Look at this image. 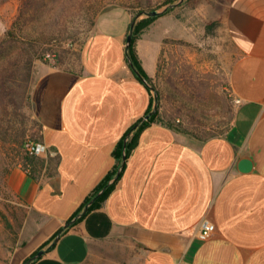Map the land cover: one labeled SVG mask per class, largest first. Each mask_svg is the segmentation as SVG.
Returning <instances> with one entry per match:
<instances>
[{
	"label": "crops",
	"instance_id": "0c3cea01",
	"mask_svg": "<svg viewBox=\"0 0 264 264\" xmlns=\"http://www.w3.org/2000/svg\"><path fill=\"white\" fill-rule=\"evenodd\" d=\"M133 20L125 6L103 11L77 68L46 66L32 89L49 151L38 155L46 163L37 177L23 163L10 175L14 197L39 218L14 264L45 245L34 264H264V0H232L227 10L240 53L230 74L238 101L232 127L199 139L152 123L113 191L83 216L117 165L119 143L152 104V90L127 57ZM146 43L144 37L138 51L150 72L147 62L156 63L160 45L148 53ZM243 159L253 162L251 171L240 170ZM206 217L216 232L203 241Z\"/></svg>",
	"mask_w": 264,
	"mask_h": 264
},
{
	"label": "rangeland",
	"instance_id": "374dc122",
	"mask_svg": "<svg viewBox=\"0 0 264 264\" xmlns=\"http://www.w3.org/2000/svg\"><path fill=\"white\" fill-rule=\"evenodd\" d=\"M181 1L0 0V44L4 47L0 73H15L20 81V68L32 60L30 70L25 68L29 73L25 87L32 93L44 67L77 68L82 47L103 11L125 6L137 23L154 10L171 9L139 40L145 37L148 53L160 45L159 58L156 63L154 58L149 60L150 72L146 70L156 100L154 110L158 104L159 120L199 139L225 134L238 109L230 74L240 53L226 27L232 0ZM174 4L178 6L170 8ZM16 62L18 69L13 66ZM7 109L0 107V264H14L39 220L9 187L11 172L26 152L23 144L33 140L39 128L29 100H20L16 106L11 103Z\"/></svg>",
	"mask_w": 264,
	"mask_h": 264
},
{
	"label": "trees",
	"instance_id": "16d2710c",
	"mask_svg": "<svg viewBox=\"0 0 264 264\" xmlns=\"http://www.w3.org/2000/svg\"><path fill=\"white\" fill-rule=\"evenodd\" d=\"M32 1H34V0H32ZM169 11H171V9H167L165 12H163L159 16H147V17L143 18V19L137 21V23L133 29L132 43H131V46L127 49V57L132 62L131 67L134 71V74L141 81H143L142 78H146L148 81H150L151 77L148 75V73H147V71H146V69L142 63V60L140 58L139 51H138V42L141 39L143 33L160 16L167 14ZM3 49H4L3 45L0 44V52H2ZM6 59H7V57L4 60H6ZM32 63H33V61L31 60L29 62V64L26 63L20 68V71H21L20 81L17 80L15 73L14 74L11 73L9 75H4V74L0 73V107H4V109H7L8 107H10L11 103H13L16 106L17 102L20 100L21 101L22 100H29L30 104L32 105V101H31V95L32 94L30 92L31 90L29 88V91H28V87L27 88L25 87L26 82H28V77H29V73H26L25 68L30 70V66L32 65ZM13 66H15L18 69V63L17 62L15 64H13ZM5 70H6V72H9L8 68H5ZM155 101L156 100L154 98H152V104H151V107H150L149 112L147 114L154 111V102ZM159 108L151 116V118L149 120L142 122L143 119H141L136 124H134L133 127L127 133V135L124 137V139L119 143V145L116 149V153H115L116 158L118 160L117 165H116L115 169L107 176L105 181L96 189L94 194L90 198H88V200L86 201V204L84 206V210L87 209V207H88V209L85 210L86 212L83 215L84 217L88 213L93 211L94 209L99 208L103 204V202L106 200V198L109 196V194L115 188L117 181L122 177V175L124 173L125 165L123 167L122 172L119 175L120 168L123 166V163H124V154L127 155V159H128L129 156L131 155L133 149L137 145V141H138V138H139L141 131H143L146 127L150 126L154 122H163L162 120H159V118H160V109ZM13 111H14V114L15 113L17 114L16 109H13ZM36 123L38 125L39 131H38V133L33 135V138H34L33 140L36 142H41V140H42L41 125L37 120H36ZM163 123H165V122H163ZM166 124L173 127L172 123H166ZM182 132L188 133L186 131H182ZM188 134H190V133H188ZM128 136H129V141H128L126 148H125V142H126V139ZM14 140L16 142H21L19 139H14ZM22 142H21V144H22ZM24 145L25 144H23V147H24ZM21 162L23 163L24 167L31 168V171H30L31 174L34 177H37V172H38L39 166L44 165L46 163V160L40 158V156H38V155H31L26 151V152H24V157H23ZM55 238H56V236L54 237L53 240H55ZM45 246H47V245H45ZM45 246L42 247L41 249H44ZM41 249L36 251L31 257L36 255ZM31 257L26 259V261L23 264H26L30 260ZM34 263L35 262H31L30 264H34Z\"/></svg>",
	"mask_w": 264,
	"mask_h": 264
},
{
	"label": "water",
	"instance_id": "95a60500",
	"mask_svg": "<svg viewBox=\"0 0 264 264\" xmlns=\"http://www.w3.org/2000/svg\"><path fill=\"white\" fill-rule=\"evenodd\" d=\"M181 2H183V0H182ZM176 6H178V4L171 5L170 8H174V7H176ZM162 13H163V11L154 10V11L148 13V15H149V16H159V15H161ZM135 25H136V21H133L132 26H131V31H130V33H129V35H128L127 49L131 46L132 38H133V29H134ZM130 63L132 64L131 61H130ZM142 80H143V82H144L146 85H148V87H150V85H149V81H148L146 78H142ZM157 106H158V104H156L155 110L152 111L151 113L147 114V115L145 116V118L142 120V122H145V121H147V120H149V119L151 118V116L157 111ZM128 141H129V136H128L127 139H126V142H125V148H126V145H127ZM126 160H127V155L124 154V163H123V166L120 168L119 175H120V173H121L122 170H123V167H124V165H125V163H126ZM252 169H253V162H252L250 159H243V160L241 161V163H240V170H241V171H243V172H249V171H251ZM87 209H88V207H87ZM87 209H86V210H87ZM79 217H81V215H79L78 217H76V219L79 218ZM74 220H75V219H74ZM74 220L71 221V222H69L67 226L71 225V224L74 222ZM60 236H61L60 234L57 236V238H56V240H55V243L59 241ZM45 252H46L45 249H41L36 255H34L33 257H31L30 260H29L26 264H30L31 262H33V261L39 259L40 257H42V256L45 254Z\"/></svg>",
	"mask_w": 264,
	"mask_h": 264
},
{
	"label": "built area",
	"instance_id": "2783aa9c",
	"mask_svg": "<svg viewBox=\"0 0 264 264\" xmlns=\"http://www.w3.org/2000/svg\"><path fill=\"white\" fill-rule=\"evenodd\" d=\"M26 151L31 155H42L49 151L47 145L43 142L28 140L25 143ZM216 232L215 223L208 217L204 218L200 224L199 238L203 241L209 240Z\"/></svg>",
	"mask_w": 264,
	"mask_h": 264
}]
</instances>
